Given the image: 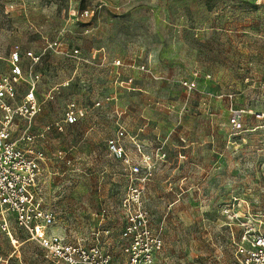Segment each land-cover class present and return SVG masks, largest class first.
<instances>
[{"label": "rangeland", "instance_id": "obj_1", "mask_svg": "<svg viewBox=\"0 0 264 264\" xmlns=\"http://www.w3.org/2000/svg\"><path fill=\"white\" fill-rule=\"evenodd\" d=\"M15 48L40 56L22 58L26 80L42 75L30 132L69 158L48 165L40 194L55 224L77 237L101 222L115 241L127 178L106 141L122 126L126 152L140 146L153 161L144 200L163 240L156 264H236V223L264 228V0H0V74ZM70 102L88 114L65 124ZM9 229L17 242L0 228V264H49Z\"/></svg>", "mask_w": 264, "mask_h": 264}, {"label": "built area", "instance_id": "obj_2", "mask_svg": "<svg viewBox=\"0 0 264 264\" xmlns=\"http://www.w3.org/2000/svg\"><path fill=\"white\" fill-rule=\"evenodd\" d=\"M23 57L37 62L40 56L15 48L9 53L8 70L0 74V228L10 238V225L23 230L49 264H156L155 255L163 249V240L152 227L151 212L144 200L153 161L140 146L135 155L126 152L121 143L125 137L122 126L106 141L109 153L121 160L127 178L117 205L123 224L115 241L112 242V230L100 226L101 222L82 236H68L55 224L54 214L43 207L40 194L48 177V165L69 158L63 148L45 151L30 132L32 118L42 107L43 100L36 89L42 75L30 72L32 79L26 80ZM22 81H27L26 88L19 92ZM183 84L192 88L195 81L185 79ZM227 97L230 99L231 94ZM87 114V106L70 102L63 122L73 124ZM241 115V110L230 106L229 123L233 128L242 126ZM20 122L22 126L14 138V126ZM106 213V208H101L100 217ZM232 215L237 217L236 212ZM236 224L237 231L230 235L235 263L264 264V228L250 218Z\"/></svg>", "mask_w": 264, "mask_h": 264}, {"label": "bare ground", "instance_id": "obj_3", "mask_svg": "<svg viewBox=\"0 0 264 264\" xmlns=\"http://www.w3.org/2000/svg\"><path fill=\"white\" fill-rule=\"evenodd\" d=\"M11 240L13 241V242H17V239L11 234Z\"/></svg>", "mask_w": 264, "mask_h": 264}]
</instances>
